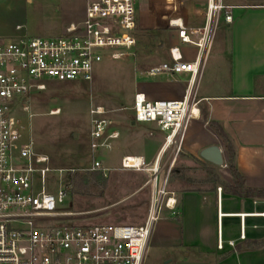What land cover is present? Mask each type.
Here are the masks:
<instances>
[{
    "label": "built area",
    "instance_id": "obj_1",
    "mask_svg": "<svg viewBox=\"0 0 264 264\" xmlns=\"http://www.w3.org/2000/svg\"><path fill=\"white\" fill-rule=\"evenodd\" d=\"M144 0H88L82 24H70L57 36L20 35L0 39V264H143L154 223L163 207L175 211V192L169 190L170 171L147 165L143 157L126 156L122 168L145 171L152 187L148 214L142 224H80L74 212L64 210L67 184L57 192L48 189L56 178L75 171L106 172L96 158L101 149H112L119 131H109L112 121L102 106L90 108L91 161L77 169L55 168L49 157L34 148L22 115L30 113L35 92L46 89L47 79L91 82L95 65L105 58L119 59L137 45V7ZM152 6L153 0H148ZM264 6V5H263ZM226 7L207 0L210 20ZM225 20L232 16L225 13ZM215 22L217 19L215 18ZM182 43L198 48L193 61L184 60L180 47L170 48L171 60L151 68L150 75L187 73L194 83L201 73L208 47L207 28L188 27L180 17H170ZM188 85V86H189ZM189 91L182 99L151 100L134 95L136 122H154L165 133L166 143L182 139L195 103ZM60 109L53 110L57 114ZM245 236L244 231L241 235ZM232 245L233 243L230 242ZM222 247V242L219 243Z\"/></svg>",
    "mask_w": 264,
    "mask_h": 264
},
{
    "label": "crops",
    "instance_id": "obj_2",
    "mask_svg": "<svg viewBox=\"0 0 264 264\" xmlns=\"http://www.w3.org/2000/svg\"><path fill=\"white\" fill-rule=\"evenodd\" d=\"M19 1L0 0V7L8 6L7 16H15L19 13L16 9ZM61 1L67 3V0ZM87 1L76 0L73 8L57 9L62 23L56 29L64 26L61 34L70 24L83 23ZM145 1L147 9H151L154 27L164 26L171 30L167 25L170 17H180L184 21L194 15L202 19L200 28L211 23L219 26V34L208 45L201 73L194 83L189 85L187 73H162V81L140 85L135 91L145 93L151 100L182 99L189 91L192 93L195 104L182 139L178 137L173 143H166L165 133L156 123L136 122L133 114L128 123L112 121L109 128V131L120 133L112 140V148L121 154V159L139 156L150 167L158 164L163 174L170 171L168 188L175 192L177 207L175 211L161 209L146 252L149 246L156 248L153 259L163 264H264V244L261 245L264 241V200L232 194L219 182L232 185L233 177L227 165L229 154L225 142L209 124L210 121L218 123L232 142L235 165L246 185L264 188V0H219L226 8L212 20L207 16V0H153L152 6ZM162 9L182 10L161 18ZM225 13L231 14L230 22L225 20ZM40 30L47 28L43 25ZM1 35L13 38L27 33L20 23L10 30L0 23ZM169 43L166 62L171 60L170 48L177 45L184 60L196 59L198 48L193 45L194 54H190V47L181 42L176 31ZM216 48L219 57L216 74L220 75L216 76L215 83L204 85L203 69ZM136 123L142 124L141 131L132 128ZM210 145L221 148L223 166L201 157V150ZM180 157L208 163V170L217 173L214 176L209 172L211 180L209 177L188 178L181 168L173 173ZM221 242L222 247L219 246ZM146 252L143 264L147 260Z\"/></svg>",
    "mask_w": 264,
    "mask_h": 264
},
{
    "label": "rangeland",
    "instance_id": "obj_3",
    "mask_svg": "<svg viewBox=\"0 0 264 264\" xmlns=\"http://www.w3.org/2000/svg\"><path fill=\"white\" fill-rule=\"evenodd\" d=\"M66 2L61 0H33L32 2L21 0L16 6L19 13L15 16H7L8 6H1V26L10 30L15 28L16 23H20L24 26L28 36L60 35L64 26L61 27L62 30L56 29L58 24L62 23L57 9L73 8L72 3H75L76 0H67ZM145 2V0L142 1L137 7L140 12L137 15L135 28L137 45L132 52L119 59L105 58L96 64L94 78L91 82L83 79L65 82L47 79L45 81L46 89L33 93L29 102L30 113L33 115L31 118L28 115L21 117L26 125L27 134L31 135L33 139L34 148L37 152L49 157L52 167L77 169L81 162L90 163L89 131L90 108L92 106H102L106 111L105 116L113 122L128 123L132 119V105L136 89L140 85L147 83L152 85L151 82L163 80L162 73L156 76L148 73L151 68L166 62L169 38L176 28L169 30L164 26L154 27L150 19L151 9H147L148 6ZM180 10L182 9H162L161 18L170 12ZM197 17L194 15L184 21L188 27L200 28L202 19ZM215 24L211 23L206 30L208 45L219 34V26ZM43 25L47 30H40ZM9 36L11 35H1L0 39L7 38L5 41H8ZM188 47H190V54H194V46L188 44ZM217 53L218 49L216 48L211 54L207 67L205 64L206 68L203 69L204 85L215 83L216 76L220 75L216 74L219 59ZM157 97H161V95ZM57 109H60V112L52 114V111ZM141 126L142 124L136 123L132 128L141 131ZM95 156L107 169L106 172L95 171L104 173L108 179L107 185L103 188L91 181L87 191L75 192L74 179L77 176L87 177L92 172L75 171L70 175L71 185L67 187L62 208L75 213L71 217L74 223L142 224L148 214L152 194V187L147 184L149 174L145 171L122 168L121 154L113 148L101 149L96 152ZM208 165V163L196 159H181L180 157L173 168V173L175 169L181 168L184 169L183 175L188 178L206 179L209 177L210 179ZM216 173L213 174L216 175ZM174 175L172 174V176ZM68 182L66 176L61 179L57 177L54 184L48 185V189L57 192L60 185L65 187ZM137 186L140 187L139 191L136 190ZM154 251H157L156 248L149 246L145 264H163L153 259Z\"/></svg>",
    "mask_w": 264,
    "mask_h": 264
},
{
    "label": "trees",
    "instance_id": "obj_4",
    "mask_svg": "<svg viewBox=\"0 0 264 264\" xmlns=\"http://www.w3.org/2000/svg\"><path fill=\"white\" fill-rule=\"evenodd\" d=\"M209 124L218 133V135L221 136V138L225 142L226 149L229 154L227 165L233 177L232 185L218 179L219 182H221V184H223L228 189V191L231 192L232 194L244 196V197L261 198L264 200V188H252L246 185V181L244 177L241 175V173L239 172V170L237 169L235 165V149L233 147V144L229 140L227 134L224 132L222 127L214 121H210ZM212 175H214L213 172H212ZM91 181H94L96 184L104 188L107 185L108 179L102 171H99V172L92 171L90 175H87V177L77 176L74 179V186L76 187L75 192L87 191ZM70 185H71V178L69 177V182L67 186L69 187ZM263 244H264V241L261 243V245Z\"/></svg>",
    "mask_w": 264,
    "mask_h": 264
},
{
    "label": "water",
    "instance_id": "obj_5",
    "mask_svg": "<svg viewBox=\"0 0 264 264\" xmlns=\"http://www.w3.org/2000/svg\"><path fill=\"white\" fill-rule=\"evenodd\" d=\"M200 155L206 161L217 166L224 165V157L221 148L218 145H210L201 150Z\"/></svg>",
    "mask_w": 264,
    "mask_h": 264
}]
</instances>
